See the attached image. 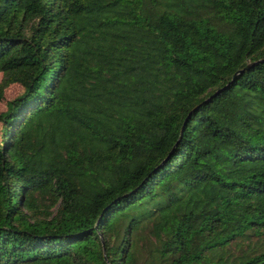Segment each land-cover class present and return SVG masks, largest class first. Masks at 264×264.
Segmentation results:
<instances>
[{"label":"trees","instance_id":"1","mask_svg":"<svg viewBox=\"0 0 264 264\" xmlns=\"http://www.w3.org/2000/svg\"><path fill=\"white\" fill-rule=\"evenodd\" d=\"M0 72V264H264V0H0Z\"/></svg>","mask_w":264,"mask_h":264},{"label":"rangeland","instance_id":"2","mask_svg":"<svg viewBox=\"0 0 264 264\" xmlns=\"http://www.w3.org/2000/svg\"><path fill=\"white\" fill-rule=\"evenodd\" d=\"M2 79V73L0 72V81ZM23 92V88L19 85H11L5 92L4 100H0V111L6 109L7 100L12 99ZM0 135H1V123H0Z\"/></svg>","mask_w":264,"mask_h":264},{"label":"water","instance_id":"3","mask_svg":"<svg viewBox=\"0 0 264 264\" xmlns=\"http://www.w3.org/2000/svg\"><path fill=\"white\" fill-rule=\"evenodd\" d=\"M253 64H249L246 68H249L250 66H252ZM244 71V69L243 70H240V71H238L236 74H235V78H236V76L238 75V74H240V73H242ZM187 120H188V118L186 119V121H185V123L187 122ZM185 123H184V125H183V127H182V131H181V136H182V134H183V131H184V126H185Z\"/></svg>","mask_w":264,"mask_h":264}]
</instances>
